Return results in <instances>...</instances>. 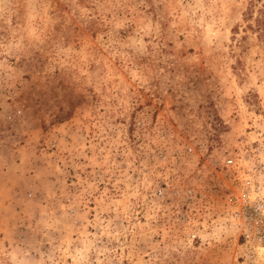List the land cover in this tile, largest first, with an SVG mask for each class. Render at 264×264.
Returning <instances> with one entry per match:
<instances>
[{
  "label": "rangeland",
  "instance_id": "obj_1",
  "mask_svg": "<svg viewBox=\"0 0 264 264\" xmlns=\"http://www.w3.org/2000/svg\"><path fill=\"white\" fill-rule=\"evenodd\" d=\"M264 0H0V264H264Z\"/></svg>",
  "mask_w": 264,
  "mask_h": 264
},
{
  "label": "bare ground",
  "instance_id": "obj_2",
  "mask_svg": "<svg viewBox=\"0 0 264 264\" xmlns=\"http://www.w3.org/2000/svg\"><path fill=\"white\" fill-rule=\"evenodd\" d=\"M258 255L262 261H264V246H258Z\"/></svg>",
  "mask_w": 264,
  "mask_h": 264
},
{
  "label": "trees",
  "instance_id": "obj_3",
  "mask_svg": "<svg viewBox=\"0 0 264 264\" xmlns=\"http://www.w3.org/2000/svg\"><path fill=\"white\" fill-rule=\"evenodd\" d=\"M264 12V11H263Z\"/></svg>",
  "mask_w": 264,
  "mask_h": 264
}]
</instances>
